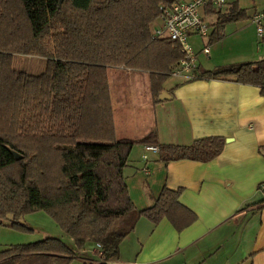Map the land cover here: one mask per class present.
Returning a JSON list of instances; mask_svg holds the SVG:
<instances>
[{
  "label": "trees",
  "instance_id": "obj_1",
  "mask_svg": "<svg viewBox=\"0 0 264 264\" xmlns=\"http://www.w3.org/2000/svg\"><path fill=\"white\" fill-rule=\"evenodd\" d=\"M179 1L0 0V223L28 230L23 217L44 211L73 241L10 246L0 251V264H70L92 245L103 262H113L141 218L155 225L166 219L178 232L196 221L179 190L164 188L150 208L137 210L124 169L137 144L156 145L164 163H208L225 140L173 146L158 145L154 134L117 139L107 76L110 68L148 73L154 90L171 76L182 54L152 31L161 7ZM217 16L215 25L208 22L210 44L227 24L246 19L237 3ZM15 55L45 59L44 72L14 69ZM218 79L258 87L264 97V60L211 71L197 66L189 81ZM89 257L82 264H97Z\"/></svg>",
  "mask_w": 264,
  "mask_h": 264
},
{
  "label": "crops",
  "instance_id": "obj_2",
  "mask_svg": "<svg viewBox=\"0 0 264 264\" xmlns=\"http://www.w3.org/2000/svg\"><path fill=\"white\" fill-rule=\"evenodd\" d=\"M234 3L245 10L246 19L227 24L221 40L210 44L208 39L190 38L197 66L204 70L264 60V33L258 38L255 26L256 44L243 31L254 27L252 16L264 10V0H231L221 12ZM217 12L205 10L206 21L215 25ZM246 21L249 24L242 25ZM205 47L208 54L203 53ZM107 76L117 139L139 141L154 134L158 145L189 146L220 137L225 145L208 163H164L158 151L146 150L156 145H135L124 169L135 208H150L164 188L179 190L180 204L195 214L196 221L178 232L166 219L155 225L141 218L120 244L117 260L100 261L92 254L98 251L96 245L78 251L79 259L90 252L97 264H264L260 89L233 79L189 81L191 77L170 76L154 90L148 73L110 68ZM163 93L166 97L159 100Z\"/></svg>",
  "mask_w": 264,
  "mask_h": 264
},
{
  "label": "built area",
  "instance_id": "obj_3",
  "mask_svg": "<svg viewBox=\"0 0 264 264\" xmlns=\"http://www.w3.org/2000/svg\"><path fill=\"white\" fill-rule=\"evenodd\" d=\"M231 0H188L179 1L169 7H161L162 15L155 25L152 35L154 39L168 38L174 42L182 54L181 60L176 64L171 72V77H191L197 67L196 54L190 43L192 36L207 39L210 26L204 17V12L208 8L218 11L225 9ZM252 22L256 26L258 38H262L264 33V10L256 12L252 16ZM204 54L209 53V48L203 49ZM146 150L158 151L157 147H146ZM92 254L97 255L103 262L100 247Z\"/></svg>",
  "mask_w": 264,
  "mask_h": 264
},
{
  "label": "rangeland",
  "instance_id": "obj_4",
  "mask_svg": "<svg viewBox=\"0 0 264 264\" xmlns=\"http://www.w3.org/2000/svg\"><path fill=\"white\" fill-rule=\"evenodd\" d=\"M247 24H249L248 21H246L242 25L245 26ZM247 28L248 27H243V31L246 34L250 33V37L254 41H256V44H258V39H256L257 36L255 33V25L253 28L249 29V31ZM199 39L205 40L201 38ZM45 65L46 61L43 58L28 57L22 55H15L13 57L14 69L31 75H39L43 73L45 70ZM21 223H23V225H25L28 230H20L16 228L14 229L8 227L6 223H0V251L5 250L10 246L38 242L48 237L61 239L66 245L73 246L72 239L65 235L57 226V224L53 221V219L44 211L32 212L25 215ZM70 264H82V261L78 257L72 260Z\"/></svg>",
  "mask_w": 264,
  "mask_h": 264
},
{
  "label": "water",
  "instance_id": "obj_5",
  "mask_svg": "<svg viewBox=\"0 0 264 264\" xmlns=\"http://www.w3.org/2000/svg\"><path fill=\"white\" fill-rule=\"evenodd\" d=\"M166 97V94L165 93H163L160 97H159V100H162V99H164ZM16 156V155H15ZM16 158L18 159L19 158V156H16Z\"/></svg>",
  "mask_w": 264,
  "mask_h": 264
}]
</instances>
